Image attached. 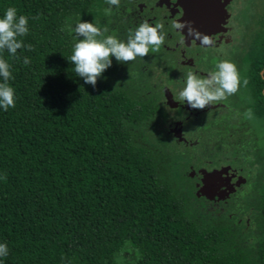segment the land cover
<instances>
[{"label": "trees", "instance_id": "16d2710c", "mask_svg": "<svg viewBox=\"0 0 264 264\" xmlns=\"http://www.w3.org/2000/svg\"><path fill=\"white\" fill-rule=\"evenodd\" d=\"M103 1L0 0V18L10 7L28 17L19 39L33 47L0 51L16 98L0 108V243L9 248L0 264H264V174L259 238L244 246L231 226L192 209L172 186L176 171L167 165L162 176L166 159L139 130L158 104L112 84L110 68L95 87L76 75L74 28ZM242 63V88L264 124V22Z\"/></svg>", "mask_w": 264, "mask_h": 264}, {"label": "flooded vegetation", "instance_id": "af4514ba", "mask_svg": "<svg viewBox=\"0 0 264 264\" xmlns=\"http://www.w3.org/2000/svg\"><path fill=\"white\" fill-rule=\"evenodd\" d=\"M226 11L222 30L215 35L212 45L204 46L187 40L181 27H174L181 26L184 17L179 0H120L116 7V36L120 41L126 43L129 33L134 34L145 21L151 26L163 25L160 31L165 40L159 51L150 49L144 58L110 67L109 81L138 95L140 76L151 78L153 89L159 92L156 95L153 90L150 96L160 107L156 118L182 150L175 158L171 152L162 153L167 161L160 164L161 174L167 165L173 172L180 162L193 157L197 161L202 159L204 165H189L186 176L190 183L185 192L194 189L198 199L217 204L216 207H237L259 192L264 174V124L251 112L249 96L242 88L241 71L243 50L264 22V0H228ZM224 60L238 69L239 91L202 110L189 107L180 97L187 74L207 78ZM202 170L216 173L212 182H207Z\"/></svg>", "mask_w": 264, "mask_h": 264}, {"label": "clouds", "instance_id": "9594fccd", "mask_svg": "<svg viewBox=\"0 0 264 264\" xmlns=\"http://www.w3.org/2000/svg\"><path fill=\"white\" fill-rule=\"evenodd\" d=\"M109 6H120V0H106ZM111 7L106 11L110 12ZM28 17L17 16V9L10 7L6 10L4 18H0V51L7 50L12 56H16L18 49L27 47L32 51V45H25L19 37L26 36L29 32ZM174 27H181L174 25ZM163 25L151 26L148 22L139 25L135 33H129L127 42H122L116 37L106 35L108 28L103 29L95 26L94 23L80 22L74 32L78 42L74 46L70 62L75 66L74 71L77 76L84 79L86 84L93 87L101 78L106 69L112 66V58L121 63L135 61L137 57L148 56L150 49L159 51L164 43L165 37L160 31ZM83 37V39H80ZM30 59L24 57V64H30ZM10 64L0 58V108L8 111L15 108V90L8 83L14 79L10 71ZM216 71L209 73L207 78H198L189 72L186 77V86L181 91L180 97L192 109H205L213 102L227 99L228 96L235 95L241 86L240 74L236 65L224 60L216 65ZM247 86L248 81H243ZM119 85H117L118 87ZM9 255L8 245L0 243V258Z\"/></svg>", "mask_w": 264, "mask_h": 264}, {"label": "rangeland", "instance_id": "374dc122", "mask_svg": "<svg viewBox=\"0 0 264 264\" xmlns=\"http://www.w3.org/2000/svg\"><path fill=\"white\" fill-rule=\"evenodd\" d=\"M109 7H111L112 10L107 12L106 9ZM86 22L94 23L95 26L101 29L107 27L108 32L106 35L114 36L119 40L116 36V27L118 24L116 6H109L106 0L101 3L99 8L95 9ZM81 38L83 39V37ZM117 63L118 61L113 57L111 67L116 66ZM136 88L138 95L143 98L150 97L151 92L154 90L151 78L148 80V78H143L141 76L139 78V83L137 82ZM155 91L156 90H154V93L157 95L159 92ZM139 130L145 135L153 152L157 156L162 157L164 153L171 152V155L175 158L177 154L182 151L179 146L174 144L172 137L167 135L166 129L164 130V126L157 118L150 124L140 126ZM200 149L199 147L198 150L200 151ZM203 161L202 159H198L197 161L195 157L187 159V161H185L186 163L184 161L180 163H178V161H173L175 165L178 163L176 166V174H173L178 184L176 188H181L183 191H185L187 187L189 188L190 182L186 176V174L190 172L189 165H191L192 162L196 164L199 163L198 165H204ZM164 170L165 169L162 170V176L168 175V173L165 172L166 170ZM194 192V189H188L186 194L191 198L192 209L201 214L204 222L212 221L227 224L236 231V235L234 236L240 244L244 246H255L259 238L256 223L258 193H253L248 196V198L237 207L233 205H221L220 207H216L217 204H211L203 199H198V196H195Z\"/></svg>", "mask_w": 264, "mask_h": 264}, {"label": "water", "instance_id": "95a60500", "mask_svg": "<svg viewBox=\"0 0 264 264\" xmlns=\"http://www.w3.org/2000/svg\"><path fill=\"white\" fill-rule=\"evenodd\" d=\"M227 2L228 0H179L184 9L181 31L187 40H194L204 46L212 45L215 35L222 30L227 18ZM202 174L207 182H212L216 176V173L208 174L205 170H202Z\"/></svg>", "mask_w": 264, "mask_h": 264}]
</instances>
